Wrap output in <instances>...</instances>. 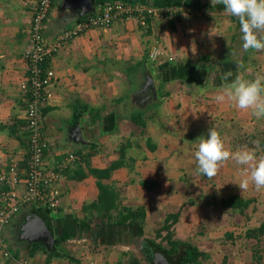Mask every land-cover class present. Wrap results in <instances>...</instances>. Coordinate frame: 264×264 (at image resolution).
I'll list each match as a JSON object with an SVG mask.
<instances>
[{"label":"crops","instance_id":"obj_1","mask_svg":"<svg viewBox=\"0 0 264 264\" xmlns=\"http://www.w3.org/2000/svg\"><path fill=\"white\" fill-rule=\"evenodd\" d=\"M38 1L0 0V171L8 170L14 162L20 167L27 159L28 96L21 85L26 81L25 53L30 48L29 31ZM104 1L176 8L178 13L165 20L150 19L146 26L130 19L92 30L67 43L50 61L56 77L51 85L53 98L41 111V130L48 142L44 160L48 168L63 169L58 185L61 204L51 214L56 219L50 222L55 239H62L59 249L63 256L50 264H142V253L133 249L148 250V241L156 239L161 222L178 212L175 236L209 255L201 264H264L263 242L248 235L264 223V204L251 203L243 210L223 207L217 215L214 214L219 209L212 208L216 200L204 209L200 203L185 204L186 194H193L187 191L191 188L183 192L180 182L199 175L195 166L184 170L194 162V153L186 152L184 157L181 154L192 143L186 146L182 137L168 134L184 126L197 129L201 118L210 117L209 110L225 123L231 114L240 111H235L230 102H216L215 96L223 86L217 76L208 78L203 74L201 80L193 68L186 67L199 63L203 55L217 64L228 56V51L236 50L220 52L214 48L220 44L217 40L222 41L221 46H231L230 40L232 46H242L238 20L228 16L222 5L213 7L211 0H54L46 21L47 40H54L78 21L93 16ZM219 36L222 37L218 39ZM155 49L162 55L153 61L150 53ZM147 73L152 74L157 96L158 92L168 94L158 106L149 103L154 95L145 89ZM140 102L145 105L140 106ZM135 113L143 115L145 129L132 121ZM163 116L170 120L168 124L162 121ZM150 128L157 138L149 137ZM149 138L156 149L149 147ZM126 147L125 166L103 182L117 191L120 206L146 211L145 223L101 228L92 221V230H86L83 221L91 217L93 208L89 207L99 196L98 180L90 170L108 169L122 159L121 150ZM70 155L79 160L68 162ZM188 155L190 162L183 164ZM227 165L236 168L230 167L228 172L232 169L231 175L240 180V167L231 162ZM80 167L82 179L74 172ZM171 179L176 188L169 185ZM215 195L220 194L216 191ZM234 195L226 194L222 199ZM236 196L252 200L246 191L240 190ZM24 213L22 237L29 233V221L36 215H29L27 210ZM18 216L1 232L9 246L18 251L20 260L12 259V254L6 259L0 252V264H19L22 260L44 264L45 254L39 252L34 259H27L29 245L8 234L15 220L20 221Z\"/></svg>","mask_w":264,"mask_h":264},{"label":"built area","instance_id":"obj_2","mask_svg":"<svg viewBox=\"0 0 264 264\" xmlns=\"http://www.w3.org/2000/svg\"><path fill=\"white\" fill-rule=\"evenodd\" d=\"M53 3L54 0L38 1L29 31L30 48L25 53L26 81L21 89L28 96L26 115L30 136L26 167L21 170L14 162L8 166V171H0V252L6 259L11 257V251L1 229L25 206L40 204L57 211L61 204L58 185L63 178V169L46 166L44 156L48 142L41 130V111L53 98L51 85L56 77L55 70L50 66L53 56L73 39L92 30L109 28L118 21L136 19L140 25L146 26L149 18L164 20L178 13L176 8L157 9L104 1L98 5L93 16L78 21L54 40L48 41L45 36L46 21ZM160 55L162 53L155 49L150 53V59L158 60ZM78 160L77 156L70 155L68 162ZM23 264L35 263L24 261Z\"/></svg>","mask_w":264,"mask_h":264},{"label":"trees","instance_id":"obj_3","mask_svg":"<svg viewBox=\"0 0 264 264\" xmlns=\"http://www.w3.org/2000/svg\"><path fill=\"white\" fill-rule=\"evenodd\" d=\"M233 20L235 21V18H233ZM149 21H150V18L148 19V23ZM230 62H231V58L229 55L226 56L225 59L224 58L220 59L217 62V64L213 62L210 56L203 55L201 56L199 63L197 64L190 63L186 67L193 68L195 71V75H199L198 79L202 80L205 76L207 77V75H208V78L215 75L217 76V79H219L218 83H221L222 85H224L225 80H223L224 78L223 75L226 72L222 71L221 64L230 63ZM220 72L221 73L223 72V75L222 74L220 75ZM151 73H152V69H151ZM203 74H205V76ZM227 82L228 81H226V83ZM158 94L159 96H152V98L149 100L150 104H154L158 106L160 104L161 99L164 96L168 95L166 93L160 94L159 92ZM132 121L135 123V125L140 126L144 129L146 128V122L143 119V115L141 113L133 114ZM189 136L192 137V139H194V134H190ZM149 147L153 150L156 149V146L154 142H152L151 138H149ZM126 150H127V147L121 150L122 159L112 164V166L109 167L108 169L90 170V173L93 176H95L98 180L97 183L99 187V196L95 200V202L92 204V207H89L91 209L93 208L91 215H90L91 217L86 218L83 221V224L86 230H92L91 225H90L92 221H96L97 226L101 228L109 227V226L111 227L112 225L113 226H124L127 224L131 226L132 225H143L145 223V219L147 217L146 211L140 210V209H134L130 207H125L123 205L120 206L118 203L119 196H118L117 191H115V189L112 186L105 184L103 182L104 180L111 178V175L115 170L125 166L123 159H125L126 157ZM131 160L134 163L135 160L133 158ZM25 167H26V161L23 164H21L20 168L21 170H23ZM81 168L82 167H80L77 171L74 170L75 176L76 175L80 176L81 173L79 171L82 170ZM83 177L80 176V179H82ZM147 188L151 189V187L148 185H147ZM252 202H253L252 200H245L241 198L240 196L234 195L229 198L222 199L221 204L225 208L228 207L234 210H237L238 208H240L241 210H243L244 208H248ZM86 208L87 207H85L84 209ZM24 209L29 211V215L30 213L41 215L48 224H51L50 222L52 219H56V215H52V218H51V214L53 212L56 213L59 210L58 208L57 211H53L40 204H31L29 206H25L22 209V211ZM20 213L18 215H20ZM179 218H180V212L169 214L167 218L165 219L163 225L157 230L156 239L148 241V244H147L148 250L145 249L146 250L145 260H148L149 264H153L151 259H153V254L156 252H161L165 254L175 264H201V262H203L204 260H208L210 258L207 253L203 252L201 249H199L194 244L188 241L181 240L175 236L173 228L178 223ZM1 234H3V230ZM248 235L249 236L253 235V237L256 236V239H258L260 243L263 242L264 244V223L258 229L250 231ZM61 243H62V239H55V245L53 247H50L41 242H34V243L32 242L31 244H29V247H28L27 259H34L37 256V254L40 252L47 256L44 261V264H50L55 258L63 256L59 249V245ZM9 250L11 251L12 259H14L15 261H19L20 257H19L18 251L14 250V248H11L10 246H9ZM151 250H153L154 252H151Z\"/></svg>","mask_w":264,"mask_h":264},{"label":"rangeland","instance_id":"obj_4","mask_svg":"<svg viewBox=\"0 0 264 264\" xmlns=\"http://www.w3.org/2000/svg\"><path fill=\"white\" fill-rule=\"evenodd\" d=\"M226 36H223V38ZM221 37L222 36H219L218 39H220ZM227 39L230 40V38H227ZM240 40H242L241 37H240ZM217 42L220 44H218V46H214V48L220 49L221 50L220 52H222V50H223V53L225 51H227V49L231 50L232 48H236V50L228 51L226 54V55L230 56L231 62L230 63H223L221 65L222 68L220 67L222 69V71H225L226 73L229 71L234 73L233 76L229 78V81L231 79H234L236 75H241L247 79H253L257 72H264V52H256L253 50L245 51L242 46H236V47L232 46V40H230L228 42V45L230 44L231 46H221L223 44L222 41L220 42L219 40H217ZM239 43H241V45H242L243 41L239 42ZM236 44L237 43H235V45ZM198 47H200V46H198ZM201 53H203V52H201ZM206 53H204V54H206ZM244 57H245V59H244ZM213 61H214V63H216L215 59H213ZM219 85H221V84H219ZM144 105H145V103L142 104V102H140V106H144ZM231 107H233V106H231ZM233 108L235 109V111L236 110L238 111L237 108H235V107H233ZM209 111H210V113H209L210 117L207 119L205 118V116L203 118H201V120L197 124V129L195 126L188 128L189 126H187V124H186L187 127L184 126V128H181V130L176 129L175 131H173V133L168 132L169 136H171V137H173V134L176 135V137L178 139H179V137H182L186 146L189 145L188 143H192L191 145L185 147V150H184L185 152H183L181 154L182 157H184L183 155H185L186 152H190L192 155H193V153H195V151L197 150V146L199 144V138L206 137L208 134V131L211 127H215L221 133V135L226 139L228 146L233 151H235L236 149L241 148L243 146H247L248 148H256L258 156L264 155V143H262V142H264V119H257L256 117H254L251 114L250 111L240 110L237 112V115L231 114V116L229 118L230 121L226 120L227 123H225V120H224V122L221 121L222 117L220 115H215L212 112V110H209ZM166 119H167V117L163 116L162 121H165L168 124L170 120L167 119V121H166ZM223 119H225V118H223ZM226 124H228V125H226ZM151 130L148 132V134H150L149 137L157 138L158 134H156L153 130L152 131ZM189 133L194 134V139L190 138ZM179 134H181V136H179ZM190 140H192V141L190 142ZM257 144L259 145V147H257ZM190 146H192V147L190 148ZM192 159L194 160V162H190L189 155L186 156V159H185L186 161H184L183 164H186L188 162H190V164L188 163V165H186L187 167H185L184 170L190 171L191 166L197 167V161L195 160V157ZM228 162L234 163V161H231V160ZM230 167L227 165V162H226L218 172L220 175L217 178L215 176V179L214 178L209 179L208 177L203 176V175H198V177L197 178L194 177L195 178L194 179L190 175L191 179L185 178L184 180H181L180 185L183 187V192L185 189L191 188V189H188L187 191H191L190 193L193 194L191 196H187L188 194H186V197H184L186 199L184 201L185 204H187V203L190 204L191 202H193V203L196 202L197 204L200 203L204 209L206 207H210L209 204H207V203H209V202L212 203V200H216V202L214 203V206L213 207L211 206V207L213 209H217V210L219 208L220 209L223 208V206L221 204L222 198L226 194L230 195L232 193H236V195H237L238 191H240L239 186L236 184L237 182H239V180L235 177V175H233V174L231 175V173H233V170L231 169L230 173L228 172V168H230ZM231 168L234 169L235 167H231ZM169 185L172 187V189L176 188L173 185L172 179L170 180ZM251 186H249L248 190H246V196L252 197L251 198L253 201L252 204L263 205L264 204L263 203L264 202V189L257 191L255 189L254 185L252 187ZM195 188H197V190ZM220 190H223V193H219ZM216 191L220 195L216 196L215 195ZM195 194H197L196 197H195ZM253 195H255L256 197H253ZM226 197H229V196H226ZM194 198L198 201L194 200ZM220 209L214 215L221 213V212H219ZM24 211H25V209L18 216L19 217L18 219L20 221L17 222L15 220L16 223L13 226V229L11 231L9 230L10 232H8V234H13L15 238L18 237L20 239V242H22V243H24V245L28 246L29 244L32 243V241L27 239L25 236L22 237L23 236V234H22L23 230H22V228H20V226L23 224V219H24L23 217H25ZM250 211L251 210H249L248 212H250ZM27 215L28 214H26V216ZM161 224H163V222H161ZM8 234L4 233V235H8ZM133 250H134L133 252H137V254L142 253L141 256L143 258L141 257V260L144 261L142 264L149 262L148 260H145L146 259V253H145L146 250L145 249L143 250V252L139 251L138 248H135ZM23 261L24 260H22L20 263L23 264L22 263ZM138 262H139V260H138Z\"/></svg>","mask_w":264,"mask_h":264},{"label":"clouds","instance_id":"obj_5","mask_svg":"<svg viewBox=\"0 0 264 264\" xmlns=\"http://www.w3.org/2000/svg\"><path fill=\"white\" fill-rule=\"evenodd\" d=\"M211 4L213 7L222 5L228 16L238 20L245 51L264 52V0H211ZM232 76L231 71L227 72L225 81ZM215 100L217 103L230 102L233 107L264 119V72H257L253 79L236 75L222 86ZM194 157L199 175L211 179L231 160L240 167L242 178L236 184L242 193L250 185H254L257 191L264 189V155L258 156L256 148L247 146L233 151L215 127L209 129L206 137L199 138Z\"/></svg>","mask_w":264,"mask_h":264},{"label":"water","instance_id":"obj_6","mask_svg":"<svg viewBox=\"0 0 264 264\" xmlns=\"http://www.w3.org/2000/svg\"><path fill=\"white\" fill-rule=\"evenodd\" d=\"M145 89L146 90L150 89L152 91V94L154 96H157V88L154 79L150 73H147V82L145 84ZM29 222H30L29 223L30 228L27 229L29 230V233L25 236L27 239H29L32 242H41L50 247H53L55 245V234L52 225L48 224L41 215L32 216ZM151 252L154 251L151 250ZM153 264H175V263L165 254L161 252H156L153 254Z\"/></svg>","mask_w":264,"mask_h":264},{"label":"flooded vegetation","instance_id":"obj_7","mask_svg":"<svg viewBox=\"0 0 264 264\" xmlns=\"http://www.w3.org/2000/svg\"><path fill=\"white\" fill-rule=\"evenodd\" d=\"M151 93V92H150ZM149 95H151V94H149ZM151 97V96H150ZM141 101H144V99H141ZM152 260V262H153V259H151Z\"/></svg>","mask_w":264,"mask_h":264}]
</instances>
